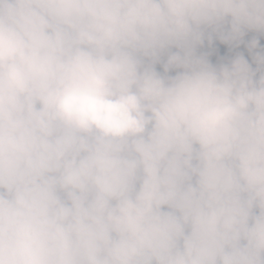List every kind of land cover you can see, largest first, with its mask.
<instances>
[{"label": "clouds", "instance_id": "9594fccd", "mask_svg": "<svg viewBox=\"0 0 264 264\" xmlns=\"http://www.w3.org/2000/svg\"><path fill=\"white\" fill-rule=\"evenodd\" d=\"M0 264H264V0H0Z\"/></svg>", "mask_w": 264, "mask_h": 264}]
</instances>
